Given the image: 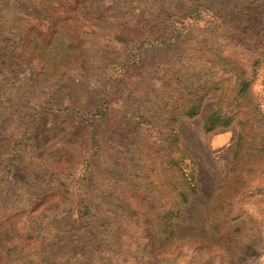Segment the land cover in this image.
Segmentation results:
<instances>
[{"label":"rangeland","instance_id":"rangeland-1","mask_svg":"<svg viewBox=\"0 0 264 264\" xmlns=\"http://www.w3.org/2000/svg\"><path fill=\"white\" fill-rule=\"evenodd\" d=\"M0 264H264V0H0Z\"/></svg>","mask_w":264,"mask_h":264},{"label":"trees","instance_id":"trees-1","mask_svg":"<svg viewBox=\"0 0 264 264\" xmlns=\"http://www.w3.org/2000/svg\"><path fill=\"white\" fill-rule=\"evenodd\" d=\"M258 14H256V15H254L255 17L257 16ZM253 65H251V69H252V71H254L253 70ZM243 79H246V78H243ZM240 80L239 81V91H238V93H240V92H244V91H246L250 86H251V83H252V81L251 80H249L250 82H246L245 80ZM249 78H247V80H248ZM199 114V109L198 108H196V106H192V107H190V108H187L186 110H185V112H182V114H181V116H183V117H187V118H193V117H195V116H197ZM174 116H175V114H173ZM215 115V113H212V114H210L209 116H207L206 118H205V120H204V124H203V129H204V131L206 132V133H210V132H213V131H215L216 129H218V128H220V127H222V128H225V127H228V126H230L232 123H233V121H234V118H233V116H227V115H225V114H222V118H220L219 116H217L216 118L215 117H213ZM177 120V117H172V118H170L169 120H168V123L164 126V128H169L170 127V124L172 123V122H174V121H176ZM248 120V119H247ZM150 121H153L152 120V118H150ZM173 130L174 129H172V127H171V129H170V133H173ZM172 146H173V144H172ZM180 161V158H173L172 156H170V163L171 164H173L174 166L177 164V163H180L179 162ZM151 163L152 164H150L151 166H154V165H156L157 163L156 162H154V161H151ZM113 165H115V164H113ZM113 165H111V167L110 168H112V167H114ZM134 165H132L130 168H129V171H130V173L131 174H133V172H134ZM156 167V166H155ZM162 167V166H161ZM174 170H172L171 168L169 169L171 172H175L174 173V175L173 176H177L180 172H181V175L182 176H185L186 178H191L190 176H189V174L187 173L188 171L185 169V170H182L181 169V167L180 166H178V165H176L174 168H173ZM168 170V171H169ZM106 172H109V174L110 175H113V174H115V170L112 168V169H108V170H106ZM180 175V174H179ZM174 178V177H173ZM186 185L189 187V189H190V191L191 192H195L196 191V187H195V185L194 184H192V180H186ZM92 196H96V197H98L96 194H92ZM110 197V196H109ZM98 198H100V197H98ZM111 198V197H110ZM177 206L178 205H176V207L175 208H172V209H170V208H168L167 209V211H169V210H171V211H174V209H176L177 208ZM150 209L151 210H156V209H159V208H157V206H151L150 207ZM165 207H161L159 210H158V212L157 213H154L155 215L156 214H158V215H160L161 216V218H164V213H166L165 212ZM88 210V208H85V213L82 215V217H84L85 216V214H86V211Z\"/></svg>","mask_w":264,"mask_h":264}]
</instances>
